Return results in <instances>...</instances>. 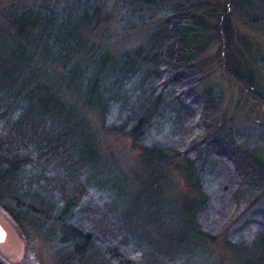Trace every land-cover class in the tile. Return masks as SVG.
Listing matches in <instances>:
<instances>
[{
  "label": "trees",
  "instance_id": "16d2710c",
  "mask_svg": "<svg viewBox=\"0 0 264 264\" xmlns=\"http://www.w3.org/2000/svg\"><path fill=\"white\" fill-rule=\"evenodd\" d=\"M14 1L0 10V209L15 222L25 241L28 236L39 237L43 244H49L60 264H113L115 257L120 256L127 259L123 264H163L162 255L174 256L168 245L165 250L150 253L145 250L146 243L134 242L145 255L133 262L118 254L116 246L101 242L107 234L123 237L127 227L116 222L111 232L105 231L103 222L99 226L94 223L102 221L99 212L83 202L88 191L103 193L90 180L88 162L102 154L98 145L103 148V140L108 137L128 139L131 147L139 151L137 159L148 168L151 166L156 184L171 169L184 179L182 188L172 182L181 190H188L189 197L185 208L189 205L186 219L190 230L173 235L178 242L189 232L197 245L211 241L196 222L197 213L206 202L199 188L204 182L203 171L197 170L195 162L200 154L229 163L251 190L264 189V163L255 151L241 149L239 140L229 131L217 128L194 142L199 147L192 148L195 160L186 158V149L178 154L164 142L149 138L151 131L165 122L172 121L177 130L175 127L186 118L181 119L186 114L177 108L186 113L189 109L182 96L175 94V100H168L164 91L156 93L158 87L163 89L170 77L181 85L193 67L191 59L211 44L213 35L218 44H225V52L229 50L232 28L227 6L210 23L205 16H211L216 9L208 3H198L200 0H117L124 33L135 16L139 22L155 14L160 15L161 21L149 33L146 46L115 53L109 48L111 35L100 26L111 17H102L104 6L100 0L66 1L58 13L48 7L33 9L24 0ZM144 6L150 14H140ZM201 39L203 43H199ZM26 45L30 53L25 52ZM219 49L224 56L221 68L257 98L255 70L248 69L247 77H241L242 70L235 66H241L236 55L224 53L222 46ZM81 62L93 67L90 78L86 77L87 66L81 70ZM58 67L70 73L76 70L83 79L75 83L73 77L69 85H60L61 92L51 78ZM71 95L77 103L71 104L74 99H67L73 98ZM114 106L116 123L108 124ZM90 113L95 114L98 124H92ZM175 154L184 162H176ZM205 161L202 157L199 165L204 166ZM160 165L165 166L164 170L159 169ZM189 165L194 180L186 171ZM105 205L109 216L108 200ZM96 231L101 238L95 236ZM243 247H249L256 255L253 262L245 264H264V229L249 246L228 249Z\"/></svg>",
  "mask_w": 264,
  "mask_h": 264
},
{
  "label": "rangeland",
  "instance_id": "374dc122",
  "mask_svg": "<svg viewBox=\"0 0 264 264\" xmlns=\"http://www.w3.org/2000/svg\"><path fill=\"white\" fill-rule=\"evenodd\" d=\"M66 1L71 0H24L23 3L33 9L48 7L58 13ZM100 1L101 6H104L102 17L111 15L100 26L111 35L108 41L112 52L119 53L147 45L149 33H153L161 21L160 15L153 14L150 20L146 16L139 22L135 16L132 26L124 33L117 0ZM12 2L15 3L14 0H0V10L7 8ZM198 3H208L216 9L211 16L203 15L210 23H214L216 14L222 15L223 8L228 7L227 13L231 18L232 28L230 48L225 52V44H218V39L213 35L211 44L191 59L190 64L193 67L188 70L181 85L170 77L166 84L162 85L163 89L158 87L156 93L164 91L163 96L168 100H175V94L178 98L182 96L189 109L186 108V113L177 108L178 112L186 114L181 117H186L181 120L182 124L175 127L177 130L172 127V121L165 122L156 130L153 129L149 138L158 143L164 142L162 144L167 148L170 146L171 150H176L178 154L186 149V158L195 160L197 156L192 148L199 147L194 142L201 141L205 134L220 128L222 132L229 131L237 138L241 149L255 151L264 163V0H200ZM145 12L151 13L144 6L140 14L146 15ZM1 21L3 15H0V23ZM203 42V39L199 41ZM26 46L27 53L29 48ZM221 46L224 53L236 55V60L241 66H235L242 70L241 77H247L248 69L255 70L257 85L254 90L259 93L257 98L249 95L243 86L221 68L224 62V56L219 52ZM241 59L247 62L243 63ZM80 66L81 70L87 66L86 77L90 78L93 67L87 62H81ZM72 67L71 65L70 68ZM73 77L76 78L75 83L83 79L77 76L76 70L70 73L60 67L55 69L54 75L51 76L61 92L63 91L60 85H69ZM71 96L73 98L67 97L69 100L74 99L71 104L77 103L76 97ZM209 99L213 104L211 108ZM112 111L108 124L116 123L113 122V115L117 108L114 106ZM125 115H128V109ZM94 116V113H90L88 118L92 120V124H98ZM103 142L104 149L98 145L102 154L98 153L97 157L88 162V168L90 180L104 194L88 191L83 202L90 209L99 212L102 221L96 220L94 223L99 226L103 222L104 230L111 232L110 228L116 222H123L127 226L123 237H116V234L112 238L107 234L101 238L96 231L95 236L101 238L105 246H116L118 254L132 258L133 262L139 261L142 255H145L134 242L146 243L145 250L150 253L158 249L165 250L168 245L174 256L166 258L162 255L163 264H245L247 261H254L256 255L249 247L228 248L235 245L249 246L255 235L264 229L263 187L251 190L244 185V180L238 176L235 169L232 170L229 163L218 161L214 156L200 154L195 162L197 170L203 171L201 179L204 182L199 188L206 202L204 209L197 213L196 222L201 231L209 234L211 241L197 245L189 232L178 242L177 236L173 235L183 229L190 230L189 221L186 219L189 205L185 208V201L189 198L188 190H181L174 185L176 183L181 188L184 187L185 182L179 172L173 169L170 172L165 171L156 184L152 179L154 174L151 172V166L148 168L142 160L137 159L139 151L131 147L128 139L108 137ZM106 151L114 154L109 155ZM168 155L172 156V153ZM202 157L203 161L206 159L204 166L199 165ZM176 162L181 164L184 158H177ZM160 168L162 171L165 166L160 165ZM186 171L194 180L195 175L190 165ZM106 199L109 201V216L106 211ZM0 225L6 235L5 240L0 243L1 264H60L59 257L53 253L49 244H43L41 239L34 235L28 236V241H25L15 222L1 209ZM91 230L94 233V230ZM120 257H115L112 263L123 264L127 260Z\"/></svg>",
  "mask_w": 264,
  "mask_h": 264
},
{
  "label": "water",
  "instance_id": "95a60500",
  "mask_svg": "<svg viewBox=\"0 0 264 264\" xmlns=\"http://www.w3.org/2000/svg\"><path fill=\"white\" fill-rule=\"evenodd\" d=\"M5 230L2 228V226L0 225V243L3 242L5 240Z\"/></svg>",
  "mask_w": 264,
  "mask_h": 264
}]
</instances>
